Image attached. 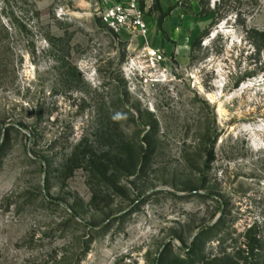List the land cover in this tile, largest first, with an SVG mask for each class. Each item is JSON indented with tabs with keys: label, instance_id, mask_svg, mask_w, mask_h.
<instances>
[{
	"label": "rangeland",
	"instance_id": "obj_1",
	"mask_svg": "<svg viewBox=\"0 0 264 264\" xmlns=\"http://www.w3.org/2000/svg\"><path fill=\"white\" fill-rule=\"evenodd\" d=\"M116 2L0 0V264H264V0Z\"/></svg>",
	"mask_w": 264,
	"mask_h": 264
},
{
	"label": "built area",
	"instance_id": "obj_2",
	"mask_svg": "<svg viewBox=\"0 0 264 264\" xmlns=\"http://www.w3.org/2000/svg\"><path fill=\"white\" fill-rule=\"evenodd\" d=\"M117 5L112 7L105 15L104 21L112 28L118 29L123 26H126L128 23V16L125 12L124 7L120 4L121 0H116ZM138 27L141 28L143 35L146 36L148 34V30L145 24H143L141 21H137L136 24ZM151 61L155 62L160 56L156 51H153L150 54Z\"/></svg>",
	"mask_w": 264,
	"mask_h": 264
},
{
	"label": "trees",
	"instance_id": "obj_3",
	"mask_svg": "<svg viewBox=\"0 0 264 264\" xmlns=\"http://www.w3.org/2000/svg\"><path fill=\"white\" fill-rule=\"evenodd\" d=\"M262 37L264 38V33H262ZM260 70H264L263 67H261ZM245 74L248 76L249 73H245ZM244 76L245 75H241L239 80H242L244 78ZM104 155L101 158H97L96 156L95 157L93 156V157H91L88 160V163L90 165H96L97 164V165H99L101 167H105L107 164H109L111 162L109 160H106V156L111 158L112 155H111V153L106 154L105 156ZM118 156H120V155H118ZM121 156H123V155H121ZM128 156H129L128 162H130L132 164V166H134V167L136 166V168L140 167L141 162H142V160L144 158V153L130 151V152H128ZM111 159H114V160H116L118 162H123L122 157H118V159H117V157L111 158Z\"/></svg>",
	"mask_w": 264,
	"mask_h": 264
}]
</instances>
